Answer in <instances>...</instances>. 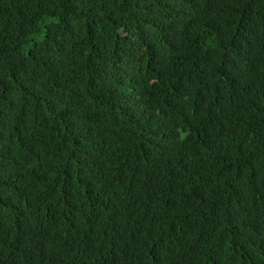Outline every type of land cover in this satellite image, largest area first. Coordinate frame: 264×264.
<instances>
[{
    "label": "trees",
    "instance_id": "trees-1",
    "mask_svg": "<svg viewBox=\"0 0 264 264\" xmlns=\"http://www.w3.org/2000/svg\"><path fill=\"white\" fill-rule=\"evenodd\" d=\"M0 264H264V0H0Z\"/></svg>",
    "mask_w": 264,
    "mask_h": 264
}]
</instances>
